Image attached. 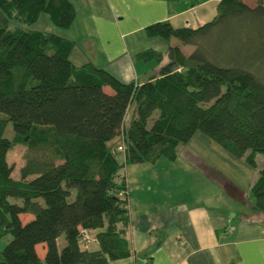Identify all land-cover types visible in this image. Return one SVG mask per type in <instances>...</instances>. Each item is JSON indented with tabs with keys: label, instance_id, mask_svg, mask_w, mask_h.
I'll list each match as a JSON object with an SVG mask.
<instances>
[{
	"label": "trees",
	"instance_id": "16d2710c",
	"mask_svg": "<svg viewBox=\"0 0 264 264\" xmlns=\"http://www.w3.org/2000/svg\"><path fill=\"white\" fill-rule=\"evenodd\" d=\"M40 14L58 29L76 18L69 0H0V264L129 258L120 168L172 162L199 132L250 167L264 155V0H219L215 17L196 29L168 22L145 28L149 37L178 43L167 49L158 77L139 86L90 63L75 66L72 41L30 29ZM185 47L192 50L185 54ZM136 57L162 59L153 50ZM9 123L12 139L3 136ZM116 137L124 164L110 145ZM17 144L38 155L27 156L16 180L6 155ZM249 197L264 211V165ZM82 230L94 233L98 250L81 249Z\"/></svg>",
	"mask_w": 264,
	"mask_h": 264
},
{
	"label": "crops",
	"instance_id": "0c3cea01",
	"mask_svg": "<svg viewBox=\"0 0 264 264\" xmlns=\"http://www.w3.org/2000/svg\"><path fill=\"white\" fill-rule=\"evenodd\" d=\"M69 1L76 11L71 26L55 29L47 24L45 28L75 44L70 56L73 64L90 63L123 84L139 86L158 77L172 46L159 51L157 44L165 42L147 36L144 29L159 22L196 29L215 17L219 0ZM149 50L162 55L160 63L136 57ZM103 89L111 93L110 88ZM190 142L179 146L172 162L160 159L155 164H129L123 175L119 173L128 191L125 237L132 255L109 264H144L148 260L151 264H264V212L255 211L249 197L259 174L248 183L246 202L234 201L208 175L212 166L189 148ZM117 146L116 142L112 147ZM232 183L245 193V186ZM208 188L210 195H203ZM93 243L98 250L97 241ZM36 248L39 257L43 256V247Z\"/></svg>",
	"mask_w": 264,
	"mask_h": 264
},
{
	"label": "rangeland",
	"instance_id": "374dc122",
	"mask_svg": "<svg viewBox=\"0 0 264 264\" xmlns=\"http://www.w3.org/2000/svg\"><path fill=\"white\" fill-rule=\"evenodd\" d=\"M246 4L253 6L255 4L256 0H242ZM49 25L51 28L54 27L47 15L45 14H40L37 22H35L33 25L30 26L31 30H36V31H46L45 26ZM16 26V23L14 20L10 21L9 23V29H12L13 27ZM162 42H165L164 45L157 44V48L159 51L166 50L168 45H174L177 42L176 39L171 38L170 40H164L162 39ZM192 50L191 47H185L184 48V53L188 54ZM129 124V117L125 119V127H127ZM3 136L8 139L13 138V131L11 124L9 123L7 127L5 128V131L3 133ZM120 137H116L110 142V145L113 146L116 142L119 144ZM190 144V145H189ZM188 144L189 148L198 156L204 163L211 165L212 167L208 169V175L214 179L215 183H218L225 196L232 198L234 201H238L237 199H240L238 202L243 203L246 202L247 194H248V183L251 181L252 176L254 174H259V169H261L264 165V155H257L256 158V166L255 167H250L247 165L243 159H237L231 157L225 149H223L220 145L215 143L213 140H211L209 137L205 136L202 133H197L192 139L191 142ZM35 156L38 155L34 151L28 150L24 145L22 144H17L15 145L11 150L8 151L6 155V161L7 164L12 168V173L11 176L13 179H19L20 175V169L24 166L27 156ZM116 158L120 164H124L122 162V155L117 154ZM129 164H125L122 166L119 170V173L122 175L124 174V170L127 168ZM232 182H238L241 186L244 187L245 193L242 192L241 188L236 189V187L232 184ZM211 189L208 188L207 192H204L203 195H210ZM250 200V199H249ZM10 202H16L17 204H21L20 200H14V199H9ZM254 208V207H253ZM255 211H257L254 208ZM264 212V211H258ZM233 213H230L229 216L231 217ZM29 217H31L29 215ZM28 217H23L22 216V221H26ZM30 219V218H29ZM90 236L91 233L88 232ZM59 250L63 247L64 245V237L61 236L59 238ZM79 246L81 249H88L90 251L95 250V245L92 242H83L82 239H79ZM42 260V258H41Z\"/></svg>",
	"mask_w": 264,
	"mask_h": 264
},
{
	"label": "built area",
	"instance_id": "2783aa9c",
	"mask_svg": "<svg viewBox=\"0 0 264 264\" xmlns=\"http://www.w3.org/2000/svg\"><path fill=\"white\" fill-rule=\"evenodd\" d=\"M116 150H117L118 152L123 153V152H124V145L121 143V144L116 148ZM120 195H121V197L125 196V192H124V193L122 192ZM79 237H80L79 239H82V241H83V242H86V243H88V242H92V241H95L94 237L90 236V235L88 234V232H87V231H84V230H82V231L80 232ZM144 264H148L147 261H146Z\"/></svg>",
	"mask_w": 264,
	"mask_h": 264
}]
</instances>
